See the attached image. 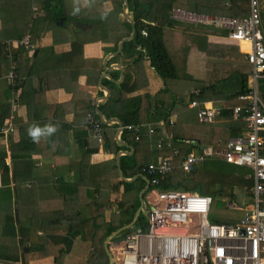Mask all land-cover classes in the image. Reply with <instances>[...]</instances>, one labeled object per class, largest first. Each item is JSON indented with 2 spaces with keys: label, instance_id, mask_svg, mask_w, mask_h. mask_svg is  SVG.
Returning <instances> with one entry per match:
<instances>
[{
  "label": "trees",
  "instance_id": "1",
  "mask_svg": "<svg viewBox=\"0 0 264 264\" xmlns=\"http://www.w3.org/2000/svg\"><path fill=\"white\" fill-rule=\"evenodd\" d=\"M250 1L128 0V11L133 14L135 21V36L125 41L122 50L110 59L119 60L123 64L124 79L121 83L114 84L118 96L103 102L99 109L107 120L118 117L125 126L143 127L147 121L163 119L166 131L162 135L158 134V131L151 135L141 130L139 140L135 138V129L122 131L121 138L135 147L132 155L125 154L121 157L122 172L126 178L144 174L142 169L150 162L157 161L159 157L173 156L174 149L178 148L180 153L174 157L173 170L161 180L160 188L197 191L211 196L213 203L224 207L236 201L239 190L249 193L252 198L254 179L248 177L249 173L253 174L251 168L229 163L220 157L207 158L192 171H185L181 167L188 152H201L208 146L224 147L229 137L236 136L243 130L245 122L233 119V109L241 103L238 95L248 91L251 66L245 55L240 53L236 43L210 40V33L224 35L225 31L188 24L183 27L184 23L172 19V11L176 7L202 13L247 16L250 14ZM108 2V6H101L96 11L74 0H3L0 3V63L7 65L0 76L7 73L8 64L11 63L7 45L1 41H19L27 34L31 35L35 50L44 55L42 58L40 55L34 56V53L31 55L33 69H38L49 58L50 63L54 59L60 63L71 61L72 64L70 69L60 73V80L49 79L51 77L45 74L39 83L34 85L29 80L30 75L25 77L22 71L23 54L27 49L18 45V49L13 53L12 62L18 75L17 95L14 100L26 112L28 121L24 122L25 117L22 114L21 118L14 119L20 130V138L18 141H11L10 149L9 146L0 148V262L30 264L32 260L52 256V264H64L72 251L75 239L80 236L90 244L84 264H111L105 247L106 239L118 228L132 222L141 205L140 192L147 185V179L144 176H138L132 182L118 179L116 191L119 192L120 187H123L118 198V213H106L107 205L112 203L111 192L96 189L99 197L94 200L93 216L90 219L79 220L77 216L78 219L69 217L60 220L61 214L55 212L58 208L51 209L53 214L50 216L47 198L43 200L44 196L37 194L38 180L33 181L36 178L34 169L37 161L31 156L38 152V147L37 138L34 140L29 134L31 128H55L50 134L43 132L47 139V149L42 152L44 156L58 152L54 150V141L57 140L59 131L71 128L74 129L81 146L86 148L85 159L98 152L101 146L111 153H117L124 148L114 137L115 132L111 128L113 124L102 123L105 132L103 145L90 132L89 112L94 110L97 116H100L95 106V97L81 91L78 84V78L82 74L96 77L103 70L102 59L84 58L85 44L102 42L111 44L113 51H117L121 40L132 34L133 24L126 18L122 20L125 0ZM36 4H41L45 11L35 18L33 6ZM64 16L67 21L85 22L90 24L91 28L76 31L69 48L53 55V48L38 47V40L41 34L49 31V28L45 27L48 22L52 23V34L57 33L56 38L58 35L61 40H67L65 24H59ZM261 17L264 34V10L261 11ZM194 44L207 55L206 68L210 73L208 81L197 79L189 71L188 60ZM140 75H144L147 80L145 86L138 82ZM105 82L111 83L108 79ZM228 83L234 88L229 89ZM59 87L73 93L69 104H75L74 118L64 130L56 124V118H47L44 123L34 125L33 120L40 117L37 111L42 112L44 107L40 104L42 99L49 90ZM10 89V85H7L0 90V127L8 119ZM260 95L264 99V79L260 83ZM194 100H212L220 105L222 112L217 121L201 123L198 107L190 106ZM60 106L57 104L55 108ZM58 115L55 113L56 117ZM172 116L176 119L174 124ZM195 122H198V125ZM160 137L170 142V146L164 142L162 147H158ZM9 155H12V165L6 163ZM114 174L119 178L117 170ZM62 182L68 186L65 181ZM147 229L148 219L146 215L140 214L132 227L122 230L112 240H122L133 231ZM35 231L41 234L37 240L31 241ZM28 241L30 244L25 250L24 246ZM16 247H21L19 253L15 251Z\"/></svg>",
  "mask_w": 264,
  "mask_h": 264
},
{
  "label": "built area",
  "instance_id": "2",
  "mask_svg": "<svg viewBox=\"0 0 264 264\" xmlns=\"http://www.w3.org/2000/svg\"><path fill=\"white\" fill-rule=\"evenodd\" d=\"M44 11L41 4L34 5L33 17ZM261 11L257 0L250 1L247 16L202 13L183 7L172 11V19L181 23L225 31L221 36L236 43L251 66L248 91L238 95L241 103L233 109V119L245 122L243 130L229 137L224 147L208 146L201 152H188L181 167L192 171L207 158L220 157L229 163L251 168L253 174L249 173L248 177L254 179L252 200L246 207L229 203L228 207L241 212L240 217L230 223L216 222L210 216L213 209L211 196L183 188H160L161 180L173 170L174 157L180 153L176 148L173 156L160 157L142 169L145 174L142 175L149 183L145 191L148 229L132 232L113 244L114 251L110 253L114 264H264V99L260 95V83L264 79V34ZM1 42L8 47L16 44L28 50L34 48L30 34L19 41ZM17 78L13 65L7 79L15 87ZM15 103L13 100L12 105ZM190 106L198 107L201 123L216 122L222 112L220 105L209 100H194ZM12 117L0 127V144L6 143L16 132ZM102 123V119L91 110L88 114L89 130L101 145L105 139ZM146 126L151 135L157 131L162 135V127H166L164 120ZM124 129H135V138L140 139L141 126H121V130ZM164 142L170 146L163 137L159 138L157 146L162 147ZM6 163L9 164L7 159Z\"/></svg>",
  "mask_w": 264,
  "mask_h": 264
},
{
  "label": "crops",
  "instance_id": "3",
  "mask_svg": "<svg viewBox=\"0 0 264 264\" xmlns=\"http://www.w3.org/2000/svg\"><path fill=\"white\" fill-rule=\"evenodd\" d=\"M74 1L78 4H81L84 7L89 8L92 11L98 10L101 6H108L109 3L108 0H74ZM262 5L263 3L261 4V9H262ZM128 13L132 14L129 11ZM123 19H125V17L122 14V20ZM59 24L60 25L65 24L66 32L68 35L67 40H61L58 35H57L58 38L57 40L56 38L57 33L55 35L52 34L53 26L51 22H48V25L45 23V25H47L45 27H48L49 31L45 34L40 35L37 44L38 47H42V48L52 47L54 51L53 55L55 54L58 55L64 52L66 48H69L70 42L76 36V31L87 30L91 28V25L85 22H81L77 20L67 21L66 16H64V19L62 18L59 21ZM183 25H184L183 27H186V24ZM194 27H201V26H194ZM48 28L46 29L48 30ZM209 38L211 41L214 42H230L221 35H216L211 33L209 34ZM123 39L121 40V42L123 41ZM17 47L18 45L16 44L11 47L7 46V49L9 51L8 55L11 59V63L10 65L8 64L7 73L3 76L2 75L0 76V90L7 85L8 86L10 85L11 88L10 89L11 96L9 98L11 104L7 118H9L12 115L13 116L12 119L14 123H15L14 119L20 117L21 114L25 117L24 122L28 121V118H26V112L20 108L19 104L15 103V105H12V101L15 99V96L17 95V85L14 87L9 83V80L7 79V75L11 67L14 65L12 59H13V53L18 49ZM112 47L113 46L111 44H105L102 42H90L85 44L83 50L84 58L102 59L103 70L99 74V76L95 77L92 75L82 74L78 78V84L81 91L88 92L95 97V106L97 108L98 114L100 110L99 106L103 102L114 99L115 97L118 96V91L114 84H119L124 79L125 68L123 64L119 60L110 61L111 57L119 53V49L117 51H113ZM35 48L32 49L31 52L28 49L27 51H25V53L23 54L24 58H23V66H22V71L24 73V76L27 77L28 75H30L29 80H31V82H33L34 85L35 84L37 85L39 83L40 78L43 77V75L45 76V74L51 77L49 79L60 80V76H59L60 73L72 67L71 61L69 62L63 61L62 63H60L53 59L52 63H50L51 59L49 58L48 61L42 64L38 69L37 68L33 69L32 66L33 61L30 59L31 55H33L34 53V56L40 55L41 58L44 56L42 52L35 50ZM238 48L240 53H242L239 46ZM206 61H207V55L205 54V52L198 49L197 45L194 44L190 51L188 68L189 71L194 75L195 73L196 75L198 74L197 75L198 77H196L195 75L197 79H202L207 81L210 79V73L206 68ZM203 62L205 67L201 66ZM6 66L7 65L5 63L2 62L0 63V74L2 71L5 70ZM198 66H201L203 70ZM105 67H109V69H106ZM208 75L209 78L207 79ZM106 79L110 80L111 83L107 84L105 82ZM4 80H6V82ZM62 81H66V80H62ZM138 82L139 84L145 86L147 80L144 77V75H140L138 78ZM58 83H60V81ZM66 84H71V83L66 81ZM228 85H229V89L234 88V87H230L232 86L231 83H228ZM72 98H73V93L71 91H68L64 87H59L56 89L49 90L45 98L42 99L40 103L41 105H44L42 112H40V110L37 111L38 117L39 116L40 117L38 119H34L33 124L38 125L44 123L47 120V118H51V119L56 118L57 119L56 124H58L59 128L63 130L66 129L65 126L67 124H70V122L74 118L73 109L75 108V104H69ZM55 104L61 106L55 108L56 106ZM55 113H57V115L59 114L58 117L55 116ZM33 116L35 118L36 116L35 112L33 113ZM29 118L31 117L29 116ZM104 118L106 119L105 115ZM113 118L108 119L111 121V123L108 124H113L111 128L115 132L114 137L121 146H124V148L120 149L117 153L107 152L104 146H101L98 152L92 154V156L89 159L87 158L85 159L84 151L86 148L85 146H81V144L78 141V138L76 137L74 129L71 128L68 129L67 131H59L58 137L56 138L57 140L54 141L55 144L54 150H57L58 152L56 154L54 153L52 155L44 156L42 152L47 149V139L45 134L43 133L44 131H42L37 137L36 142H37L38 152L31 156V158L34 161H37V164H35V169H34V177L36 178L33 181L36 180L35 182H37L38 180L37 194L43 195L44 196L43 200L47 198V203H48L47 208L50 209V216H52L53 214V210L51 209L58 208L55 212H59L61 214L60 220L66 218L68 219L69 217L70 218L74 217L75 219H78L77 216H79V220L85 218L90 219L93 216V204L95 203L94 200L95 198L99 197V194L95 191L96 189L108 190L109 192H111L110 199L112 203L107 205L106 213L108 214L118 213L119 212L118 198L123 190V187H120L119 192L116 191L115 189L116 188L115 185L118 184L117 182L118 179L132 182L138 176L143 177L142 174L134 175L131 178H126L123 175L122 167H121V157L122 155L125 154L132 155L135 151V147L134 145L130 144V142L125 141L121 138L122 135L121 133L123 130H121V125L119 124V122L113 120ZM171 119H173L172 124H174L176 122L175 116H172ZM152 122H156V121L145 122L144 126L141 127V130H144L146 133H148L146 124ZM15 126L17 127L16 132L10 136L9 140L6 143H1L0 148L8 147L11 141H18V139L20 138L19 136L20 130L17 124ZM162 130L164 134L166 131L165 127H162ZM6 159L10 165L13 164L12 155H9ZM116 170L119 175V178H117L114 174V171L116 172ZM60 178H62V180L65 181L68 184V186H66ZM27 185L30 186V184ZM0 186H1V169H0ZM146 186L147 185H145V187ZM111 188L112 190H110ZM144 209L148 211V204L145 198H144ZM140 214H144V213L141 212ZM86 227L87 225H85V228ZM39 234H41V232L35 231L34 235H32L31 237V241L37 240V237L40 236ZM29 244H30L29 241L25 244L24 246L25 250L28 249ZM110 244L111 241L109 242V247ZM89 245L90 244L88 241H84L80 236L77 237L74 241L72 251L68 254V257L66 258L64 264H79L81 261L85 260L90 250ZM79 246L82 249L80 254L76 252ZM15 251L19 253L21 251V247H16ZM53 262H54V258L52 256H48V257L32 260L30 261V264H52ZM0 264H6V263L0 262ZM15 264H21V263L19 262Z\"/></svg>",
  "mask_w": 264,
  "mask_h": 264
},
{
  "label": "rangeland",
  "instance_id": "4",
  "mask_svg": "<svg viewBox=\"0 0 264 264\" xmlns=\"http://www.w3.org/2000/svg\"><path fill=\"white\" fill-rule=\"evenodd\" d=\"M257 1L259 2L260 5L262 3L264 5V0H257ZM263 5H262V9L261 10H264V8H263L264 6ZM201 66L205 67L204 62L201 64ZM201 66H198V67H200L203 70V68ZM195 75H196V73H195ZM197 75H196V77H198ZM208 78H209V75L207 76V79ZM195 124L198 125V122H195ZM251 200H252V198L250 197L249 193H247L245 191H242V190H239V192L237 194V199H236V201H234V203L236 205L240 206V207H246ZM240 215H241V212L238 209L230 208L228 206L224 207L221 204H219V205L216 204V202L213 203L212 213L210 214L212 221H217L218 220V221H221V222H229V223L232 222L233 220L238 219L240 217ZM118 241L119 240H112L110 248L113 246V244L115 242H118ZM81 251H82V249L79 246V248H78V250L76 252H78L80 254ZM111 251H114V249L111 248ZM84 263H85V260L81 261L79 264H84Z\"/></svg>",
  "mask_w": 264,
  "mask_h": 264
},
{
  "label": "water",
  "instance_id": "5",
  "mask_svg": "<svg viewBox=\"0 0 264 264\" xmlns=\"http://www.w3.org/2000/svg\"><path fill=\"white\" fill-rule=\"evenodd\" d=\"M128 4H129V3H128V0H125V7H124V13H123V15H124L125 18H127V19L133 24V31H132V34H131L129 37H126V38L123 39V41L121 42L120 47H119V52L122 50V48H123V46H124V42L127 41V40H131V39H133L134 36H135V32H136L135 21H134V19H133V17H132V14H129L128 11H127V9H128ZM63 19H64V17H63ZM117 53H118V52H117ZM105 68H106V69H109V67H105ZM99 115H100V117H101V119H102V121H103L104 123H106V124L111 123L110 120H107V119L104 118V114H103L100 110H99ZM113 120L119 122V124H120L121 126H123V122H122L119 118L114 117ZM122 177H123V176H122ZM123 179H124V178H123ZM148 187H149V183L147 184V186H146V187L141 191V193H140V195H141V200H142V201H141V206H140V208L138 209V211H137V213H136V216H135L133 222H131V223H129V224H127V225L121 227L120 229H118L117 231H115L114 233H112V234L106 239V243H105V244H106V248H107V251H108V253H109V256H110V262H111V264H114V260H113V257H112V255H111V253H110L109 242H110L114 237H116V236H117V235H118L123 229L132 227V225H133V224L135 223V221L138 219V216H139V214H140L141 212H143L144 214L147 215V211L144 209V197H143V195H144V192L147 190ZM16 212H17V210H16Z\"/></svg>",
  "mask_w": 264,
  "mask_h": 264
},
{
  "label": "clouds",
  "instance_id": "6",
  "mask_svg": "<svg viewBox=\"0 0 264 264\" xmlns=\"http://www.w3.org/2000/svg\"><path fill=\"white\" fill-rule=\"evenodd\" d=\"M42 131H44V132H46V133H52V132H54L55 131V128L54 127H52V126H49V127H47L46 129H40L39 127H36V128H31V129H29V134L32 136V138L35 140L38 136H39V134L42 132ZM110 248V247H109Z\"/></svg>",
  "mask_w": 264,
  "mask_h": 264
},
{
  "label": "bare ground",
  "instance_id": "7",
  "mask_svg": "<svg viewBox=\"0 0 264 264\" xmlns=\"http://www.w3.org/2000/svg\"><path fill=\"white\" fill-rule=\"evenodd\" d=\"M243 45H244V48H246V44L244 43Z\"/></svg>",
  "mask_w": 264,
  "mask_h": 264
}]
</instances>
